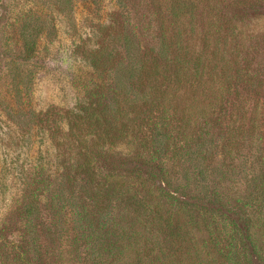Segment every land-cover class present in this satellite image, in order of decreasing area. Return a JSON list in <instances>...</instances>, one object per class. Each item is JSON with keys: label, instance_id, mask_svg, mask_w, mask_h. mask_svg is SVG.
Wrapping results in <instances>:
<instances>
[{"label": "rangeland", "instance_id": "obj_1", "mask_svg": "<svg viewBox=\"0 0 264 264\" xmlns=\"http://www.w3.org/2000/svg\"><path fill=\"white\" fill-rule=\"evenodd\" d=\"M127 25L146 64L147 42L163 39L216 70L175 83L158 67L170 98L162 150L152 125L119 132L121 123L98 112L109 104L111 80L107 66L97 79L89 60L102 33ZM22 28L38 39L26 59ZM193 99L205 115L186 116ZM38 167L49 179L33 192L39 213L28 229L7 228L2 220L19 204L23 176ZM260 167L264 0H0V264H97L94 242L115 250L106 264H264V185L247 187ZM182 188L185 197L174 199ZM205 194L220 196V212L206 210L214 200ZM21 229L37 235L23 258Z\"/></svg>", "mask_w": 264, "mask_h": 264}, {"label": "trees", "instance_id": "obj_2", "mask_svg": "<svg viewBox=\"0 0 264 264\" xmlns=\"http://www.w3.org/2000/svg\"><path fill=\"white\" fill-rule=\"evenodd\" d=\"M179 12V9L175 11L176 17L179 16ZM129 28H131V26L127 25L125 30H123L121 33H116L113 36L109 32L102 33L100 46H98L97 52L93 54L89 60L92 64V68L97 72V79L100 80V76L104 74V68L107 66L106 73L110 75L111 80L112 95L109 96V104L106 107L100 108L98 112L100 115H102V117H105V115H111L112 123L115 125L116 122L121 123L119 127L120 129L118 130L119 132L128 130V128L134 124L135 126L137 125L138 128H147V126L152 125L156 132L155 136H158L157 138L161 139L158 149L162 150L164 143L166 142L167 138H169V135L167 136V132L165 131L167 128L165 106L169 105L170 98L169 95H167L168 93H166V90L160 91V84L158 85L157 77L164 79L163 73H165L168 77L171 76L175 83H178L182 78L188 79L192 72H208V74L211 75L213 72L216 73V70L206 71L208 66L210 67V62L206 63V60H204L199 55H197V59H191L190 56L189 59H186V56H184L186 53H184L182 57L179 54L174 53V50L163 39H161L158 45H156L157 47L154 46L155 43L152 45V41L147 42V46L150 44L151 45L147 49L148 54L146 55L151 56L152 62L146 64L144 59H142V49L140 43H138L136 35H133L128 31L130 30ZM23 32H25L23 31V28L21 32L18 31V35L21 39V48L19 52L23 59H26L33 53V51H35V45L38 39L36 37V31H34V39L27 38ZM158 67H160L164 72L161 73L162 71L159 70ZM18 73H20L19 76H21L23 74V70L21 72L18 71ZM227 76L228 75L226 73L224 76L222 74L223 78ZM83 92L84 97L88 94H91L90 87L85 86ZM190 102L191 103L186 106L185 112L188 118L191 116L205 115L203 107L199 105L200 102L198 100L193 99ZM98 104L99 102L96 103V106ZM121 106L126 108V112H123ZM93 109L96 110L95 108ZM176 110L177 107L175 108V112ZM68 113L70 114L72 111L70 110ZM163 113L164 115H161ZM121 118H123V120H121ZM95 131L96 134L99 135L100 133H103V135L106 137L108 130L103 129V126L100 125V123H97V128ZM247 138L251 139L252 134H249L248 136L243 135L240 138V141H245L244 143H247ZM203 152L204 151L201 153ZM192 156L193 154L190 148L183 152V157L184 159H187L188 163H190ZM200 157L201 160L205 158L204 156ZM150 162L151 159L146 163V165H149ZM154 164L156 163H151L153 166ZM189 166H191V164H189ZM189 166L184 168V185L190 177L186 175L188 170L186 168H189ZM198 168L199 169H196L194 173L196 175H203L205 172L203 165H199ZM262 169L263 168L260 167L259 170L254 171L252 175L253 177H250V179L247 180L248 188L254 190L257 187L264 185V170ZM44 173L46 174V170L42 167H38L33 170V174H26L23 176V188L19 197V204L10 209L5 220H2L4 226L8 228L13 222L14 225L19 227L18 225L23 223L22 228L27 227L28 229L29 222L36 217L34 216L36 213H39L38 198L33 192L39 185L46 186L48 178L43 177ZM32 175H34L33 178L37 176L35 177L34 183L31 182L30 176ZM32 185H34V188H32ZM182 189L183 191H177L176 189L172 190L174 199H177L179 196L185 197L186 194L184 188ZM205 197L213 198L214 200L212 207L206 210L210 211L211 213L220 212V208L222 207V205L219 204L221 200L220 196H217V194H205ZM189 205L191 206V204ZM20 232L22 235H24V233L26 234L23 242L18 245L20 247L19 252L21 253L20 258H23V254L27 252L24 250L28 249V252L30 251L31 247L37 241V235L33 232V230L21 229ZM85 234V240L90 242L89 240L92 239V235L89 232H85ZM1 237H3L2 230H0V239ZM90 246L92 249H94V251H92V253H94L93 259L97 264H106L109 261L108 259L113 257V253L115 251H113V249L107 250L106 247H102L97 242H94V244Z\"/></svg>", "mask_w": 264, "mask_h": 264}]
</instances>
